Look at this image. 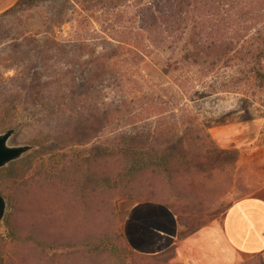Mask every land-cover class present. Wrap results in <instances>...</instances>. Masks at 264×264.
I'll use <instances>...</instances> for the list:
<instances>
[{
  "label": "trees",
  "instance_id": "obj_1",
  "mask_svg": "<svg viewBox=\"0 0 264 264\" xmlns=\"http://www.w3.org/2000/svg\"><path fill=\"white\" fill-rule=\"evenodd\" d=\"M43 1L47 0H18L0 13V39L9 37L0 44H9L13 60L21 63L14 75L5 78L0 74V130L30 126L35 141L52 145L45 156L26 152L9 162L12 168L4 174L6 181L0 174V192L8 206L11 208V201H17L34 183L27 176L33 170V176L46 183L78 176L76 182L81 179L83 195L102 188L125 195L137 188H155L163 179L178 197L198 205V175L205 166L204 156L220 149L208 132L209 125L187 108L158 113L161 119L178 113L180 134L175 140L161 141L158 135L153 143L121 134L117 141L108 139L110 147L101 151H89L84 145L92 144L117 118L131 117L130 104L154 92L151 87L147 91L134 87L150 79H169L182 93L183 101H192L199 98L194 85L202 76L242 64L234 76L224 77L219 90L210 84V93L231 91L236 84L243 86V94L262 93L264 24L250 35L245 33L248 26L229 24L246 7L244 0H63L56 17L69 6L80 19H74L77 29L72 36L58 38L46 14L34 29H25L26 23L19 17L20 12ZM104 10H118V25L106 24L111 34L103 30V35L92 36L85 25V18L92 14L82 13ZM13 17L21 29L10 34L8 20ZM219 17L222 25L231 22L220 27ZM71 19L73 16L66 21ZM109 93L118 99L106 101ZM163 95L157 93V99ZM101 162L113 166L98 168ZM51 241L50 247L56 242L58 247L59 239ZM69 254L50 256L57 259Z\"/></svg>",
  "mask_w": 264,
  "mask_h": 264
},
{
  "label": "rangeland",
  "instance_id": "obj_2",
  "mask_svg": "<svg viewBox=\"0 0 264 264\" xmlns=\"http://www.w3.org/2000/svg\"><path fill=\"white\" fill-rule=\"evenodd\" d=\"M43 2L45 3L19 13V17L26 23L25 29L40 26L42 15L46 14L58 38L72 36L77 29L74 19H80V16L70 12L69 6H64L60 17H56L63 0ZM244 2H247L246 7L240 11V15H235L234 21L232 19L229 24H233V27L248 26L249 29L245 33L250 35L264 24V0ZM252 2L253 5H248ZM82 14H88V17L92 14V17L85 18V25L92 36L103 35L106 24L108 27L118 25V10ZM72 16L73 19L66 21ZM220 17L217 24L225 27L230 20L222 25ZM61 19L65 20L62 24ZM8 22L11 26L7 27L12 30L10 34L15 29H21L15 17L10 18ZM106 32L112 33L111 30ZM8 38L4 37L0 42ZM12 53L9 44H0V74L3 73L5 78L14 75L15 69L21 64L13 60ZM241 67L242 64L240 67L214 69L202 76L194 85L195 97L199 98L192 101H183L180 98L182 93L169 79L157 82L154 78L143 82V85L135 86L134 90L138 91L142 86V90L147 91L151 87L154 92L130 104L131 117L124 115L121 119L117 118L107 129L102 130L92 144L84 145L89 151H101L110 147L108 139L117 141L116 138L121 134L137 135L143 141L153 143L158 135L161 136V141L163 138L175 140L174 137L180 134L178 113L165 119H161L158 113L173 107L187 108V111L197 114L202 122L209 125L208 132L216 147L220 149L204 156L205 166L198 175V205L189 198L178 197V193L164 185L163 179H160L155 188H137L125 195L113 188H102L94 194L83 195L86 193L82 192L83 186L78 182H81V179L76 182L78 176L75 180H64L61 177L54 179L52 183H46L38 176H33L34 170L28 171L27 176H30L34 183L30 184L17 201H11V208L6 200L7 207L0 221V264H182L176 255L177 243L156 256H142L131 251L121 236L122 221L133 202L151 198L166 203L175 212L180 226L178 241L200 233L215 234L216 220L219 221L228 204L251 193L263 183L264 151L261 152L260 147L264 144V91L251 96L243 94V86L236 84L230 87L231 91L210 93V84L219 90L224 77L234 76ZM142 73L145 74L144 71ZM157 93L166 96L157 99ZM127 94L131 96L132 93ZM118 96L109 93L106 101L117 100ZM145 118L150 119L146 122L138 121ZM254 119H260L262 126L256 137L250 141H240L241 130H231L228 127L230 124L250 122ZM12 130L8 144L29 145V154L45 156L52 146L51 143L46 145L35 141V131L30 126L23 125ZM3 131L5 130H0V133ZM236 132L239 133L240 140L227 142L229 137L237 139L234 135ZM219 135L227 138L224 143L219 142ZM101 165L98 168L107 169L106 167L113 166L107 162H101ZM1 168L3 169L0 174L6 181L4 174L12 166L8 167L7 163ZM35 233L40 235L37 237ZM41 235L44 239L40 238ZM52 239L60 240L58 247L55 248L57 242L53 244L54 247L49 246ZM56 252L70 254L57 259L50 256ZM239 264H264V255L245 258Z\"/></svg>",
  "mask_w": 264,
  "mask_h": 264
},
{
  "label": "crops",
  "instance_id": "obj_3",
  "mask_svg": "<svg viewBox=\"0 0 264 264\" xmlns=\"http://www.w3.org/2000/svg\"><path fill=\"white\" fill-rule=\"evenodd\" d=\"M18 0H0V13ZM241 130L235 138L218 136L219 142L250 141L262 122L230 124ZM217 132V130H216ZM240 132V131H239ZM260 151H264L260 147ZM179 221L172 208L155 199L133 202L122 221V235L128 248L142 256L160 255L176 243L178 261L182 264H239L254 255H264V181L254 191L232 200L216 220V232L200 233L178 241Z\"/></svg>",
  "mask_w": 264,
  "mask_h": 264
},
{
  "label": "water",
  "instance_id": "obj_4",
  "mask_svg": "<svg viewBox=\"0 0 264 264\" xmlns=\"http://www.w3.org/2000/svg\"><path fill=\"white\" fill-rule=\"evenodd\" d=\"M13 130L7 129L0 133V168L5 166L7 163L20 158L26 153L30 146L29 145H9L8 140L12 135ZM7 207L6 199L0 194V221L2 220L5 210Z\"/></svg>",
  "mask_w": 264,
  "mask_h": 264
}]
</instances>
